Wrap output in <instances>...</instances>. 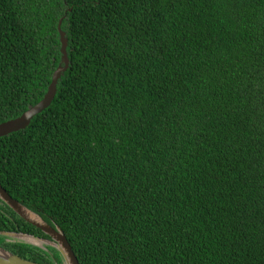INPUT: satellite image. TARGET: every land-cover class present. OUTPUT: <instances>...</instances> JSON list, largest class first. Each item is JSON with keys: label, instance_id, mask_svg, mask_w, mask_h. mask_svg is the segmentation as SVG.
<instances>
[{"label": "trees", "instance_id": "16d2710c", "mask_svg": "<svg viewBox=\"0 0 264 264\" xmlns=\"http://www.w3.org/2000/svg\"><path fill=\"white\" fill-rule=\"evenodd\" d=\"M60 27L69 68L0 137V184L81 264H264V0H0V122L44 97ZM0 230L49 238L1 199Z\"/></svg>", "mask_w": 264, "mask_h": 264}, {"label": "water", "instance_id": "95a60500", "mask_svg": "<svg viewBox=\"0 0 264 264\" xmlns=\"http://www.w3.org/2000/svg\"><path fill=\"white\" fill-rule=\"evenodd\" d=\"M60 20V26L62 24ZM61 39V61L52 75V80L44 97L36 104L30 106L20 116L0 122V137L8 135L12 132L26 128L33 118L45 110L53 101L57 93V85L65 71L69 68L70 60L67 52L68 37L66 32L60 27ZM0 199L5 202L11 209H13L19 216L27 222L40 228L50 238L41 237L33 233L12 230H0V235L25 241L31 245L40 247L49 251V246L55 248L61 255L59 261L53 256L52 263H41L28 258H25L17 253L0 245V264H81L73 246L71 245L67 235L59 225H51L43 217L30 209L27 205L14 198L1 184H0ZM53 255V253H52Z\"/></svg>", "mask_w": 264, "mask_h": 264}, {"label": "flooded vegetation", "instance_id": "af4514ba", "mask_svg": "<svg viewBox=\"0 0 264 264\" xmlns=\"http://www.w3.org/2000/svg\"><path fill=\"white\" fill-rule=\"evenodd\" d=\"M46 234V233H45ZM41 237H43V236H41ZM46 238V237H45ZM50 238V237H49Z\"/></svg>", "mask_w": 264, "mask_h": 264}]
</instances>
